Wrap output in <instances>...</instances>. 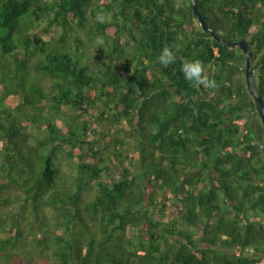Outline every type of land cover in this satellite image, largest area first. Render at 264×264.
Here are the masks:
<instances>
[{"label": "trees", "instance_id": "16d2710c", "mask_svg": "<svg viewBox=\"0 0 264 264\" xmlns=\"http://www.w3.org/2000/svg\"><path fill=\"white\" fill-rule=\"evenodd\" d=\"M196 2L264 99V0ZM245 67L192 0H0V264H264Z\"/></svg>", "mask_w": 264, "mask_h": 264}, {"label": "clouds", "instance_id": "9594fccd", "mask_svg": "<svg viewBox=\"0 0 264 264\" xmlns=\"http://www.w3.org/2000/svg\"><path fill=\"white\" fill-rule=\"evenodd\" d=\"M110 17L103 11H97L95 20L99 23H105ZM95 43L98 47H103L106 43L104 36L97 35ZM159 62L164 65H170L176 60V53L169 47H164L158 57ZM184 78L195 86L204 88L216 87V81L211 79L205 70V66L199 59L187 60L181 66Z\"/></svg>", "mask_w": 264, "mask_h": 264}, {"label": "water", "instance_id": "95a60500", "mask_svg": "<svg viewBox=\"0 0 264 264\" xmlns=\"http://www.w3.org/2000/svg\"><path fill=\"white\" fill-rule=\"evenodd\" d=\"M192 2H193V10L199 19V22H200L202 29L205 32L209 33L218 42H220L226 46L232 47V48L240 49L244 52V54L246 56L245 70H246L247 87H248L249 92L252 94V96L254 98L257 110L260 114L262 123L264 125V99H263V97L259 91V88L257 86V83H256L255 72H254V67H253V52L250 50V48L247 45L245 40H241L239 42H232V41H229V40L221 37L219 34H217L206 23L205 18L203 17L201 12L199 11L196 0H192Z\"/></svg>", "mask_w": 264, "mask_h": 264}, {"label": "rangeland", "instance_id": "374dc122", "mask_svg": "<svg viewBox=\"0 0 264 264\" xmlns=\"http://www.w3.org/2000/svg\"><path fill=\"white\" fill-rule=\"evenodd\" d=\"M55 33L56 34H59V30H55ZM124 42H125V38H124V40H123ZM97 46L96 45H91V47H88V52H87V54L89 55V54H92V55H96V52H97ZM30 130L31 131H34V132H36V133H38V131L36 130V128H34V127H31L30 128ZM63 168L67 171V172H69V163H65L64 165H63ZM13 193V192H12ZM94 195H95V193L93 192V193H91V195H90V197H91V199L94 197ZM48 213H54V211L53 210H49L48 211Z\"/></svg>", "mask_w": 264, "mask_h": 264}]
</instances>
